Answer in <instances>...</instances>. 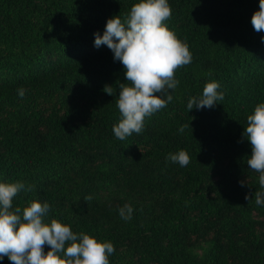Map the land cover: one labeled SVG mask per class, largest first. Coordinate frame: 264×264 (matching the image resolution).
I'll return each mask as SVG.
<instances>
[{"label":"trees","instance_id":"obj_1","mask_svg":"<svg viewBox=\"0 0 264 264\" xmlns=\"http://www.w3.org/2000/svg\"><path fill=\"white\" fill-rule=\"evenodd\" d=\"M135 2L0 0V182L32 186L13 207L47 202L46 221L112 242L110 264H264V205L242 135L264 102V32L251 24L259 0H168L165 23L192 63L176 72L167 107L120 141L112 127L124 69L94 34ZM212 80L224 100L188 110ZM181 149L186 167L167 159Z\"/></svg>","mask_w":264,"mask_h":264},{"label":"clouds","instance_id":"obj_2","mask_svg":"<svg viewBox=\"0 0 264 264\" xmlns=\"http://www.w3.org/2000/svg\"><path fill=\"white\" fill-rule=\"evenodd\" d=\"M171 17L168 0H136L123 19L119 15L108 18L103 34H94V46H107L124 69L125 82L118 84L116 99L120 119L112 127L114 137L120 141L142 133L145 118L167 107L173 100L171 92L180 83L176 72L192 63L189 46L165 23ZM251 24L257 33L264 32V0H259ZM17 91L21 98L25 96L23 87ZM103 91L113 95L111 85L106 84ZM224 98L219 82L212 80L205 83L201 96L188 100L187 109L213 108ZM187 127L181 125L178 131L183 133ZM242 135L251 146L247 166L258 174L261 189L254 193L255 203L264 205V102L257 103L247 115ZM167 159L180 167L190 163L183 149L169 153ZM240 183L244 186L245 181ZM32 190L31 185L21 181L0 182V260L7 257L11 264H110L109 257L115 252L112 242L98 240L84 231L74 232L56 218L46 221L50 212L47 202L34 199L26 206L13 207L18 194ZM245 199L250 200L249 194ZM84 200L89 202L92 196ZM118 212L128 221L133 208L125 204Z\"/></svg>","mask_w":264,"mask_h":264}]
</instances>
